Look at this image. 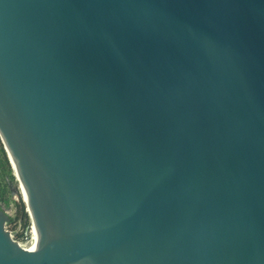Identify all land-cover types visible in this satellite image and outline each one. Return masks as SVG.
I'll use <instances>...</instances> for the list:
<instances>
[{
	"label": "water",
	"instance_id": "obj_1",
	"mask_svg": "<svg viewBox=\"0 0 264 264\" xmlns=\"http://www.w3.org/2000/svg\"><path fill=\"white\" fill-rule=\"evenodd\" d=\"M0 141V264H264V0H0Z\"/></svg>",
	"mask_w": 264,
	"mask_h": 264
},
{
	"label": "trees",
	"instance_id": "obj_2",
	"mask_svg": "<svg viewBox=\"0 0 264 264\" xmlns=\"http://www.w3.org/2000/svg\"><path fill=\"white\" fill-rule=\"evenodd\" d=\"M6 152L3 149V146L0 142V203L5 207L9 208L11 199V191L9 189L10 184L9 182H13L15 176H13V170H11V165L9 164V160H7ZM12 173V174H11ZM15 206L18 207L19 214L10 217V221L7 223L6 227L8 229H14L13 223L16 220H20V224L22 226H26L29 223V214L27 211L26 205L24 204L23 200L19 196L18 201H12Z\"/></svg>",
	"mask_w": 264,
	"mask_h": 264
},
{
	"label": "rangeland",
	"instance_id": "obj_3",
	"mask_svg": "<svg viewBox=\"0 0 264 264\" xmlns=\"http://www.w3.org/2000/svg\"><path fill=\"white\" fill-rule=\"evenodd\" d=\"M9 164H10V162H9ZM11 170H12V167H11ZM12 173H13V176H15L14 172H12ZM9 184H10L9 189L11 191V195H10L11 203H10L9 208H5L4 210L8 214L9 217H12L14 215H18L19 214L18 207L15 206V204H13L12 201H14V202L16 201L17 202L20 194H19V190H18L16 179H14L13 182L12 181L9 182ZM16 221H18V220H16Z\"/></svg>",
	"mask_w": 264,
	"mask_h": 264
},
{
	"label": "flooded vegetation",
	"instance_id": "obj_4",
	"mask_svg": "<svg viewBox=\"0 0 264 264\" xmlns=\"http://www.w3.org/2000/svg\"><path fill=\"white\" fill-rule=\"evenodd\" d=\"M0 207H2V208H4L5 209V207L0 203Z\"/></svg>",
	"mask_w": 264,
	"mask_h": 264
}]
</instances>
